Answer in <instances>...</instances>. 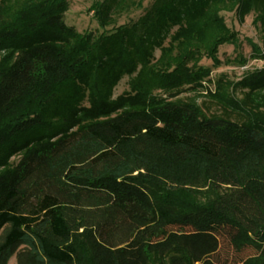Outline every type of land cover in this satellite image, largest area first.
I'll return each mask as SVG.
<instances>
[{
    "label": "trees",
    "instance_id": "1",
    "mask_svg": "<svg viewBox=\"0 0 264 264\" xmlns=\"http://www.w3.org/2000/svg\"><path fill=\"white\" fill-rule=\"evenodd\" d=\"M90 1L0 0V264H264V0Z\"/></svg>",
    "mask_w": 264,
    "mask_h": 264
},
{
    "label": "rangeland",
    "instance_id": "2",
    "mask_svg": "<svg viewBox=\"0 0 264 264\" xmlns=\"http://www.w3.org/2000/svg\"><path fill=\"white\" fill-rule=\"evenodd\" d=\"M149 0L144 2V5L148 3ZM90 0H69V9L65 15V22L67 25L74 27L77 31L83 32L86 30H94L97 28V23L93 20L91 13L88 12V8L91 6ZM141 11L133 12L129 17L131 19H136L141 15ZM223 17L232 29L238 30L239 38L241 42L238 54L243 58L247 59L245 66H238L235 64H227L225 61L228 59H233L235 53L232 47L225 46L220 50V58L222 64L219 68L214 69L211 73V77H217L220 74L226 75V77L231 81H238L246 72L252 70H259L264 68V62L250 60L251 48L248 44L249 41L260 44L261 33L257 26L252 22V16L246 18L242 25H239L235 17L230 13H224ZM127 21V18L120 20V23ZM231 61V60H229ZM205 65L210 66L211 63L204 61ZM126 81L124 78L119 82L115 88L114 95H120L126 89ZM252 255L250 249L243 250L241 252H236L224 238L220 240V248L213 259L219 264H240L242 260ZM9 264H15V259L12 258Z\"/></svg>",
    "mask_w": 264,
    "mask_h": 264
}]
</instances>
